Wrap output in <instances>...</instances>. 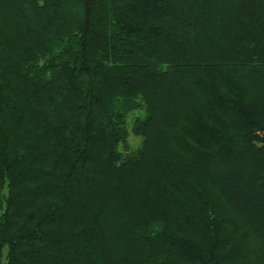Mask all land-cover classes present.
Masks as SVG:
<instances>
[{
  "label": "trees",
  "instance_id": "trees-1",
  "mask_svg": "<svg viewBox=\"0 0 264 264\" xmlns=\"http://www.w3.org/2000/svg\"><path fill=\"white\" fill-rule=\"evenodd\" d=\"M0 264H264V0H0Z\"/></svg>",
  "mask_w": 264,
  "mask_h": 264
},
{
  "label": "rangeland",
  "instance_id": "rangeland-1",
  "mask_svg": "<svg viewBox=\"0 0 264 264\" xmlns=\"http://www.w3.org/2000/svg\"><path fill=\"white\" fill-rule=\"evenodd\" d=\"M140 116L141 117L144 116V111L142 109H138V110H135V111L131 112L128 115V118H127V126L129 128H131L133 126V124H134L135 119L137 117H140ZM135 138H137V137H133V136L131 137V142L133 143V146L139 144V142H140V139L139 138H137L139 140V142H134V139Z\"/></svg>",
  "mask_w": 264,
  "mask_h": 264
}]
</instances>
